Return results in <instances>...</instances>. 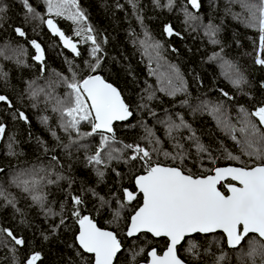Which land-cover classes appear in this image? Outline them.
I'll return each mask as SVG.
<instances>
[{"label":"trees","instance_id":"obj_1","mask_svg":"<svg viewBox=\"0 0 264 264\" xmlns=\"http://www.w3.org/2000/svg\"><path fill=\"white\" fill-rule=\"evenodd\" d=\"M261 3L202 0L200 9L194 10L189 0H172L171 6L169 0H77L86 19L74 22L67 18L68 13H49L46 0H28L36 17L28 12L24 0H0V94L12 105L0 104V125L5 127L0 135V264H26L37 252L41 259L36 264H89L92 257L76 242L79 225L72 216V195L84 201L81 215H90L100 228L115 232L121 240L116 264L146 263L153 248L162 254L166 239L149 234L127 238L130 218L143 197L138 195L129 203L123 190L136 192L135 176L144 169L139 160L124 162L133 154L131 149H123L125 144L140 145L154 162L190 169L195 175L213 174L205 170L215 167H253L264 162L246 154L251 151L247 145L252 139L251 127L241 112L244 109L250 114L264 106V65L256 63L264 52L249 10L256 11ZM186 13L197 19L186 23ZM47 19L77 44L78 57L62 47L44 23ZM167 25L173 29L171 38L165 32ZM209 25L216 29L214 37L209 35ZM88 26L91 33L86 31ZM16 28L25 36H18ZM81 29L85 30L77 36ZM88 35L95 36L101 47V65L94 74L118 88L133 113L130 120L113 126L111 147L123 149L121 158L105 159L101 165L88 160L100 146V134L65 132L60 112L54 111L69 92L62 77L71 79L73 71L79 78L90 74L86 62H94V45ZM33 40L45 49L44 72L33 59ZM238 76L242 80L236 84ZM20 112L27 122L19 118ZM181 117L190 128L173 130L169 136V124H179ZM246 119L259 130L254 146L264 150L260 139L264 128L256 117ZM79 131L91 132V124L82 121ZM193 133L206 153L198 154L195 141L189 139ZM181 151L186 154L183 163L165 156ZM97 169L104 172L102 178ZM220 189L227 193L222 185ZM93 190L107 203L93 195ZM34 195L43 198V206L33 200ZM4 229L23 238L25 244L16 245ZM213 238L219 239L216 249V245L211 247ZM252 239L259 240L249 237L234 250L227 247L221 233L196 235L178 248V254L188 264H239L235 254H248ZM190 240L197 245L195 251L188 250ZM242 263L264 264V259L253 256Z\"/></svg>","mask_w":264,"mask_h":264},{"label":"snow or ice","instance_id":"obj_2","mask_svg":"<svg viewBox=\"0 0 264 264\" xmlns=\"http://www.w3.org/2000/svg\"><path fill=\"white\" fill-rule=\"evenodd\" d=\"M24 3L29 13L33 14L34 17L38 16L35 10L28 5V0H24ZM171 3L172 0H169V6ZM189 3L194 9L200 8V0H189ZM46 4L49 13H55L57 16H64L68 13L67 18L74 22L86 19L85 14L79 9L77 0H46ZM70 9H75V11H70ZM249 10L253 20L251 26L258 27L260 32L259 47L260 51L264 52V0L256 11H252L251 7ZM186 15V23L197 19L190 13H186ZM44 23L54 35L59 36L65 48L70 49L76 56L80 55L77 44L67 37L52 19H47ZM84 30H78L76 35L80 36ZM15 31L19 36H25L22 29L16 28ZM86 31L91 33L93 29L88 26ZM208 31L209 35L215 36L216 29L213 26L209 25ZM165 32L169 36L173 35L172 27L170 25L165 26ZM87 40H90L94 45L91 49L94 62H86L90 74L79 78L78 74L73 71L71 79L62 77L69 92L63 100L57 102L59 108L54 109V111L60 112V126L65 132L75 131L78 135L83 136L100 134V146L94 155L88 157L90 163L101 165L105 164V159L108 161L118 160L121 158L120 153L123 152V149H131L133 152L124 161L125 163L135 160L142 162L143 174L135 176V186L138 193L127 188L123 190L124 197L129 203L136 200L138 194H142L143 197L142 203L130 218L126 231L127 237L150 233L155 238L164 237L167 239L166 250L163 251L162 255L158 254L155 248L148 252L150 264H184V261L177 255V246L185 241L186 237L194 233L209 234L217 231L226 236L227 244L231 248L241 245V242L249 237V234H256L259 240L252 239L250 241L248 255L250 257L256 254L264 256V162L253 167H215L205 170L213 174L195 175L190 169L185 171L181 167L165 166L159 162H154L150 152L140 145L125 144L123 149L111 147V143L115 142L113 123L126 121L133 113L122 98L120 91L99 74H94L101 65V58L98 55L101 52V47L95 36L88 35ZM213 42L218 43L216 40ZM31 44L37 53L34 59L43 62L44 53L40 44L35 40L31 41ZM155 47H159V45ZM256 63L264 65V58L258 55ZM241 80L242 78L238 76L234 83L239 84ZM177 90H183V88ZM0 102L7 103L9 107L12 106L11 101L4 95H0ZM241 112L245 113L246 125L251 127L252 139L247 142L251 151L246 152V154L264 161V150L254 146L259 130L256 124L246 119L250 115L256 117L260 125H264V106H260L250 114L246 113L244 109H241ZM19 118L27 120L23 112L19 113ZM180 120L179 124H169V136L172 135L173 130H179L181 127L190 128L182 117ZM44 121H47L46 117ZM82 121L91 124V132L80 133L79 128ZM244 130L241 129V131ZM4 131L5 127L0 125V135ZM105 133L111 135H105ZM148 133L151 135L150 130ZM52 135L55 137L56 133L53 131ZM189 139L195 141L198 154L207 152V149L199 144L195 133ZM260 139L264 140V136H261ZM177 147L182 148V145H177ZM106 149L107 151H105ZM102 153H104L103 156ZM165 156H170L174 161L179 160L183 163L186 154L181 151L174 156L165 153ZM229 158L239 160V157H232L231 155ZM212 159L214 162V158ZM97 175L102 178L104 172L97 169ZM63 178L58 177V179ZM223 181H229L222 184V187L227 189V194L218 187ZM231 181L237 183L234 184ZM52 182L49 181V183ZM24 183L27 185L26 181ZM35 183L34 181L33 184ZM25 190L27 191L28 188L25 187ZM92 194L98 196L94 190ZM2 195L3 193H0V196ZM32 198L41 202L43 206L42 197L34 195ZM98 198L102 203H107L104 197L98 196ZM71 200L74 205L72 216L79 225L76 242L84 253L91 255L92 259L89 264H114L117 254L122 250V242L118 239L117 234L97 227L89 216L81 215L80 206L84 203L81 196L72 195ZM8 203H12V201L9 200ZM51 211L48 209L49 213ZM119 215L120 213L117 211L115 216L118 218ZM63 223L64 221L61 220V224ZM3 231L16 245L23 246L25 244L24 239L16 237L11 230L4 229ZM188 243L189 251H194L197 248L194 241L190 240ZM77 254L80 255L79 252ZM136 254L138 253L133 255ZM40 259V253H33L27 259L26 264H36ZM219 259L222 260L223 256Z\"/></svg>","mask_w":264,"mask_h":264},{"label":"water","instance_id":"obj_3","mask_svg":"<svg viewBox=\"0 0 264 264\" xmlns=\"http://www.w3.org/2000/svg\"><path fill=\"white\" fill-rule=\"evenodd\" d=\"M201 2H202V0H200V6H201ZM189 5L191 6V4L189 3ZM191 8H192V6H191ZM194 9V8H193ZM200 9V8H199ZM194 10H198V9H194ZM59 28V27H58ZM60 29V28H59ZM62 31V30H61ZM65 34V33H64ZM66 35V34H65ZM19 36V35H18ZM58 36V35H57ZM67 36V35H66ZM172 36V35H171ZM171 36H169L168 34H167V37L168 38H171ZM20 37H22V36H20ZM68 37V36H67ZM58 38H59V36H58ZM59 40H60V38H59ZM37 43H39L38 41H36ZM60 43H61V45H62V47L66 50V51H68V52H70L71 54H73L75 57H78V56H76L74 53H72L71 52V50L70 49H67V48H65L64 47V45H63V42L60 40ZM40 44V46H41V48L43 49V53H44V60H43V62H40V61H37V60H35L34 58V61H35V63H37L38 65H41L42 66V71L44 72V70H45V67H44V64H45V61H46V52H45V49H44V47L42 46V44L41 43H39ZM31 46H32V44H31ZM32 48H33V50H34V52H35V55L37 54L36 53V49L32 46ZM78 48V47H77ZM78 50H79V48H78ZM80 51V50H79ZM35 57V56H34ZM115 87V86H114ZM118 89V88H117ZM119 90V89H118ZM121 93V92H120ZM0 95H2V94H0ZM5 96V95H4ZM123 98V97H122ZM2 103H5V102H0V104H2ZM5 104H7V103H5ZM8 105V104H7ZM25 114V113H24ZM26 116V115H25ZM132 117V116H131ZM131 117H129L128 118V120H130L131 119ZM128 120H126V121H128ZM22 121H24V122H27V120L25 121V120H23L22 119ZM126 121H116V122H114L113 123V126L115 125V124H118V123H124V122H126ZM262 127L264 128V125H262ZM105 134H109V133H105ZM226 167H236V166H226ZM221 168H224V167H221ZM227 182H229V181H223V182H221V185L222 184H224V183H227ZM232 183H237V182H235V181H231ZM221 185H218V187L220 188V186ZM137 189V188H136ZM221 190V189H220ZM222 191V190H221ZM226 191H227V189H226ZM137 193H138V189H137V191H136ZM227 194V193H226ZM138 195H142V194H138ZM137 195V196H138ZM86 216H89L91 219H92V217L90 216V215H86ZM93 220V219H92ZM93 222L94 223H96V225H97V227H99L98 226V224H97V222H95L94 220H93ZM100 228V227H99ZM102 229V228H101ZM106 230V229H105ZM111 231V230H110ZM217 233H222V232H220V231H217V232H215V233H209V234H200V233H194V234H192L191 236H189V237H186L185 238V241L188 239V238H190V237H194V236H196V235H212V234H217ZM142 234H149L150 236H152L150 233H142ZM223 234V233H222ZM139 235H141V234H138V236ZM224 235V234H223ZM250 235H256V234H249V236ZM138 236H135V237H127L128 239H133V238H136V237H138ZM225 236V235H224ZM153 237V236H152ZM153 238H155V237H153ZM225 238H226V236H225ZM119 239V238H118ZM155 239H166V238H164V237H160V238H155ZM167 240V239H166ZM245 240H246V238H245ZM244 240V241H245ZM185 241H182L181 242V244L180 245H178L177 246V255L179 256V254H178V248L180 247V246H182L184 243H185ZM244 241H242L241 242V245H239L238 247H236V248H231V247H229L228 246V244H227V247L229 248V249H234V250H237V249H239L241 246H242V244L244 243ZM226 242H227V239H226ZM78 244V243H77ZM121 252H122V250H121ZM120 252V253H121ZM158 252V251H157ZM120 253H118L117 254V258H118V256H119V254ZM86 254H88V253H86ZM163 254V253H162ZM161 254V255H162ZM88 255H90V254H88ZM149 257V256H148ZM117 258L114 260V264L116 263V260H117ZM179 258H180V256H179ZM181 259V258H180ZM182 260V259H181ZM141 264H150V257H149V260H148V262H146V263H141ZM184 264H188V263H186V262H184Z\"/></svg>","mask_w":264,"mask_h":264},{"label":"rangeland","instance_id":"obj_4","mask_svg":"<svg viewBox=\"0 0 264 264\" xmlns=\"http://www.w3.org/2000/svg\"><path fill=\"white\" fill-rule=\"evenodd\" d=\"M27 175H31V172H28ZM20 176H21V175H20ZM12 182H14V181L12 180ZM216 240L219 241V239H217V238H213V239H211V242H212L211 247H213L214 245H216L217 247L214 246L215 249L218 248V244H219L218 241H216ZM247 248H249V250H250L249 245L247 246ZM220 250H221V249H220ZM194 251H195V250H194ZM255 256H256V258H260V257H262V255H260V254H256ZM234 258L239 262V264H243L242 262H244V261H246V260H248V261H249V260H252L253 256L250 257L248 254H246V252L239 251V252H237V253L235 254ZM263 259H264V256H263ZM237 264H238V263H237Z\"/></svg>","mask_w":264,"mask_h":264},{"label":"flooded vegetation","instance_id":"obj_5","mask_svg":"<svg viewBox=\"0 0 264 264\" xmlns=\"http://www.w3.org/2000/svg\"><path fill=\"white\" fill-rule=\"evenodd\" d=\"M231 183H232V182H231ZM221 234H222V233H221ZM249 237H252V238H258V239H259V237L256 236V235H250ZM249 237H247L246 240H247ZM225 239H226V238H225ZM246 240H245V241H246ZM160 255H161V254H160ZM90 256H91V255H90ZM116 262H117V260H116ZM115 264H116V263H115Z\"/></svg>","mask_w":264,"mask_h":264}]
</instances>
